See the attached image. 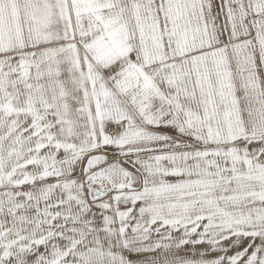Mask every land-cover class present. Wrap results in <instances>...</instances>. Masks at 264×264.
<instances>
[{
	"label": "snow or ice",
	"instance_id": "snow-or-ice-1",
	"mask_svg": "<svg viewBox=\"0 0 264 264\" xmlns=\"http://www.w3.org/2000/svg\"><path fill=\"white\" fill-rule=\"evenodd\" d=\"M0 264H264V0H0Z\"/></svg>",
	"mask_w": 264,
	"mask_h": 264
}]
</instances>
